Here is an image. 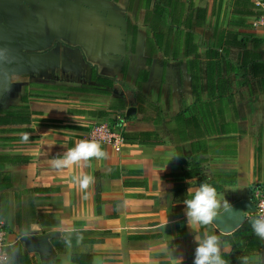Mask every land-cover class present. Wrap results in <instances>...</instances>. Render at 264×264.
<instances>
[{
	"label": "crops",
	"instance_id": "1",
	"mask_svg": "<svg viewBox=\"0 0 264 264\" xmlns=\"http://www.w3.org/2000/svg\"><path fill=\"white\" fill-rule=\"evenodd\" d=\"M263 2L0 0L9 264H264L256 214L237 235L200 214L264 187ZM107 118L119 151L88 138ZM192 170L236 179L218 208ZM50 232L51 259L20 243Z\"/></svg>",
	"mask_w": 264,
	"mask_h": 264
},
{
	"label": "water",
	"instance_id": "2",
	"mask_svg": "<svg viewBox=\"0 0 264 264\" xmlns=\"http://www.w3.org/2000/svg\"><path fill=\"white\" fill-rule=\"evenodd\" d=\"M136 112L135 107L128 110V115ZM255 203L248 199L238 201L222 211L202 210L200 214L212 222L221 232L231 233L240 228L248 214H255ZM58 232H50L44 235H29L20 237V243L29 252H38L46 259L53 256L51 239L58 236Z\"/></svg>",
	"mask_w": 264,
	"mask_h": 264
},
{
	"label": "built area",
	"instance_id": "3",
	"mask_svg": "<svg viewBox=\"0 0 264 264\" xmlns=\"http://www.w3.org/2000/svg\"><path fill=\"white\" fill-rule=\"evenodd\" d=\"M260 5L262 13L256 20L254 27L264 29V2L260 3ZM88 138L94 143L111 145L116 151L121 150L125 142L122 129L117 130L111 124L104 122L91 126L89 128ZM253 196V201L256 206L255 214L258 219V228L264 242V187H257L254 190ZM9 246L10 241L8 237V230L4 220L0 218V264H9Z\"/></svg>",
	"mask_w": 264,
	"mask_h": 264
},
{
	"label": "trees",
	"instance_id": "4",
	"mask_svg": "<svg viewBox=\"0 0 264 264\" xmlns=\"http://www.w3.org/2000/svg\"><path fill=\"white\" fill-rule=\"evenodd\" d=\"M261 13H262V11H261ZM258 42L264 43V40H258ZM22 122L24 123V121H22ZM112 124H115V125L119 126L117 123H113L112 122ZM123 136H125L124 140H128L129 139V136L126 133H124V131H123ZM133 137L136 138L137 134H134ZM192 171L193 172H187V175L189 177H194L196 175H199L198 184H199V187H200V191L197 194L188 195L187 199L190 202L207 203L206 206L208 208H218V206L216 204H212L211 202L216 198V195L220 191L223 190L224 183H228V184L229 183L230 184H235L236 183V179H232L231 181H229L227 179V180H224V181L221 182V180L219 179L221 177L220 175L215 176L214 178H210L209 176L201 174V172H196L197 170H192ZM176 190H177V192H179L178 185L176 187ZM207 225H209V227L212 226V224H210V223L207 224ZM246 228H248V227H246ZM241 230L242 229L237 230L235 232V234L237 235L239 232H241Z\"/></svg>",
	"mask_w": 264,
	"mask_h": 264
},
{
	"label": "rangeland",
	"instance_id": "5",
	"mask_svg": "<svg viewBox=\"0 0 264 264\" xmlns=\"http://www.w3.org/2000/svg\"><path fill=\"white\" fill-rule=\"evenodd\" d=\"M101 122H104V123H108V124H111L113 127H115L117 130H124L126 127H124L123 125L122 126H116L115 124H112V122L107 118L106 120H103V121H97V122H93L91 124V126H93L94 124H98V123H101Z\"/></svg>",
	"mask_w": 264,
	"mask_h": 264
},
{
	"label": "flooded vegetation",
	"instance_id": "6",
	"mask_svg": "<svg viewBox=\"0 0 264 264\" xmlns=\"http://www.w3.org/2000/svg\"><path fill=\"white\" fill-rule=\"evenodd\" d=\"M2 5H4V4H0V6H2Z\"/></svg>",
	"mask_w": 264,
	"mask_h": 264
}]
</instances>
